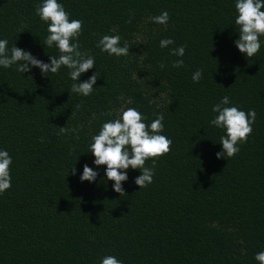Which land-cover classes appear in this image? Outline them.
I'll return each mask as SVG.
<instances>
[{
  "label": "trees",
  "instance_id": "trees-1",
  "mask_svg": "<svg viewBox=\"0 0 264 264\" xmlns=\"http://www.w3.org/2000/svg\"><path fill=\"white\" fill-rule=\"evenodd\" d=\"M58 2L83 21L81 51L95 57V66L78 81L64 66L45 75L38 67L20 73L17 65L0 66V150L12 157V186L0 194V264H100L107 255L122 264H259L264 36L255 56L238 50L235 0ZM40 3L0 0V39L48 63L59 52L44 45L47 24L35 12ZM163 11L168 22H153ZM116 34L121 46L127 42V56L97 47L103 35ZM164 38L174 43L161 48ZM180 45L184 56L171 55ZM177 59L184 64L174 68ZM197 69L202 79L193 82ZM94 72L99 77L91 95L71 91ZM226 95L228 106L257 115L238 154L217 158L224 130L209 121ZM128 107L149 124L163 114L161 134L173 143L155 160L153 182L139 189L140 170L129 168L120 196L106 165L96 166L89 150L102 124ZM60 127L67 131L61 134ZM85 164L98 173L92 182L79 178Z\"/></svg>",
  "mask_w": 264,
  "mask_h": 264
},
{
  "label": "clouds",
  "instance_id": "clouds-1",
  "mask_svg": "<svg viewBox=\"0 0 264 264\" xmlns=\"http://www.w3.org/2000/svg\"><path fill=\"white\" fill-rule=\"evenodd\" d=\"M235 9V25L239 26V37L234 43L241 53L249 58L253 57L261 48L260 37L264 36V0H235ZM35 12L47 24L48 35L44 45L49 48L55 46L59 52L58 57L50 55V62L46 63L15 44L9 49L8 40L0 39V66L10 68L17 65L16 71L20 73L29 72L31 67H38L43 75L57 73L64 66L70 69L71 80L78 81L82 73L95 66V57L81 51L78 38L83 31V21L70 18V14L58 0H42V3L36 5ZM152 20L157 24H166L169 14L163 11ZM120 42L121 36L118 34L103 35L97 47L109 55L127 56L129 46L127 42L121 46ZM173 43L171 38H164L160 40L159 46L166 48ZM170 54L183 57L185 46L170 49ZM183 64V59H177L172 66L179 68ZM160 67L163 68L164 65L161 64ZM202 75L203 70L197 69L192 75L193 82H199ZM98 77L99 74L94 72L87 80L73 83L71 91L82 96L91 95ZM230 104L226 95L212 107V112L216 115L209 123L224 130L219 142L222 150L216 153L217 158H231L238 154V145L247 142L256 120L255 109L245 112L238 106H228ZM163 120V114H158L150 124L146 123L143 113L135 107H128L121 110L118 118L104 122L98 134L92 136L89 151L95 157L93 163L96 166L106 165L105 176L113 181L112 188L120 196L125 194L122 182L128 179L129 168L140 170V175L135 177L134 182L139 189L144 188L153 182L155 160L171 151L173 141L161 134L164 130ZM66 131V127H60L61 134ZM149 159L153 160L152 167L145 166ZM11 164L12 157L8 151L0 150V194L12 186ZM72 172L75 174L74 167ZM97 175L93 168L85 164L79 178L81 181L92 182ZM255 260L264 264V251L256 253ZM100 264H122V261L113 255H107L101 259Z\"/></svg>",
  "mask_w": 264,
  "mask_h": 264
}]
</instances>
